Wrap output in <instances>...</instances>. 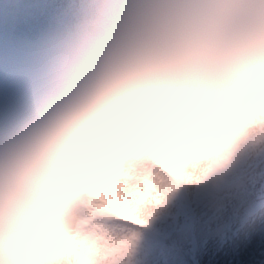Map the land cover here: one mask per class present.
Masks as SVG:
<instances>
[{
    "label": "clouds",
    "instance_id": "9594fccd",
    "mask_svg": "<svg viewBox=\"0 0 264 264\" xmlns=\"http://www.w3.org/2000/svg\"><path fill=\"white\" fill-rule=\"evenodd\" d=\"M264 110V0H115L86 58L0 138V264H53L66 207L114 160Z\"/></svg>",
    "mask_w": 264,
    "mask_h": 264
},
{
    "label": "snow or ice",
    "instance_id": "6c2138e0",
    "mask_svg": "<svg viewBox=\"0 0 264 264\" xmlns=\"http://www.w3.org/2000/svg\"><path fill=\"white\" fill-rule=\"evenodd\" d=\"M53 264H264V110L121 155L67 204Z\"/></svg>",
    "mask_w": 264,
    "mask_h": 264
},
{
    "label": "bare ground",
    "instance_id": "6f19581e",
    "mask_svg": "<svg viewBox=\"0 0 264 264\" xmlns=\"http://www.w3.org/2000/svg\"><path fill=\"white\" fill-rule=\"evenodd\" d=\"M76 0H73L75 3ZM60 6H66L60 4ZM41 9V8H39ZM46 9V8H45ZM84 15L79 11H49L46 10L44 18L37 22L30 21L26 35L37 34L43 37L37 44L32 42L17 43L8 39L9 33L0 30V39L8 44V50L16 57L9 65L0 59V107L11 102L10 94L19 87H26V78H29L35 87L27 88L28 104L23 109L15 112V115H0V138L21 127L28 120L40 113L53 95L61 86L60 79L67 71V59L74 53L75 46L79 40H87L90 45V29L81 22ZM7 25V21H3ZM50 25V27H49ZM53 30L49 35V30ZM68 29L67 34L64 30ZM48 30V31H47ZM47 33H46V32ZM43 33L46 35L43 36ZM30 39V36L29 38ZM10 40V41H8ZM44 41L47 43L44 46ZM48 44V45H47ZM47 45V46H46ZM14 47V48H12ZM12 48V49H11ZM29 49L34 55L28 56ZM15 56V57H14ZM21 62V63H20ZM21 64V67L17 65ZM64 79V78H63ZM34 111L33 116L22 115V111ZM11 124L8 122L11 120Z\"/></svg>",
    "mask_w": 264,
    "mask_h": 264
},
{
    "label": "rangeland",
    "instance_id": "374dc122",
    "mask_svg": "<svg viewBox=\"0 0 264 264\" xmlns=\"http://www.w3.org/2000/svg\"><path fill=\"white\" fill-rule=\"evenodd\" d=\"M91 1L92 0H76L74 3L73 0H26L25 9H24V11H22L23 17H22L21 22H20L21 24L19 25V30L23 31L25 29V31H26L27 27L30 25V21H36L37 22V20H39V19L42 20L44 18L46 10H49L52 12L57 11V10H61V12L62 11H68V10L79 11L84 15L82 22H85L87 19H89V17H91V14H90L91 8L94 7L93 4H90ZM106 1L107 0H102L99 3V0H95V2L97 4H101L103 2L102 5ZM60 4H64L66 6H60ZM39 8H41V9H39ZM23 22H24V24H23ZM0 23H1V21H0ZM49 27H50V25H49ZM0 30H4V26L1 24H0ZM48 30H49V28H48ZM52 31L53 30H49V33H50L49 35H51ZM64 31L67 33L68 29H65ZM20 33H21V35L19 37L20 45L22 43H26V42H28V43L32 42L34 44H37L38 41L43 40L42 36H39L35 33L34 34L30 33L29 35H26V33H23V32H20ZM46 33H43V36L46 35ZM67 34H69V32ZM29 36H30V39H28ZM11 37L8 36V39H10ZM13 39L11 38L10 40L13 42ZM10 40H8V41H10ZM46 43H47V41H44V46ZM12 48H14V47H12ZM11 53H13V52H10L8 50L7 42L3 39H0V59H1V61H4L5 63H8L9 65H11L10 63L12 61H15V59H16L15 56H14L15 58H13V55ZM34 54H35L34 51L29 49L28 56L32 57ZM20 63L19 64L17 63V65L21 67ZM26 80L27 81H26L25 90L22 89V87H19L17 90V94L25 96L26 88L31 83V80L29 78H26ZM9 105H11V104L9 103V104L4 105L2 108L0 107V115L3 112H7L6 111L7 108L11 107Z\"/></svg>",
    "mask_w": 264,
    "mask_h": 264
}]
</instances>
